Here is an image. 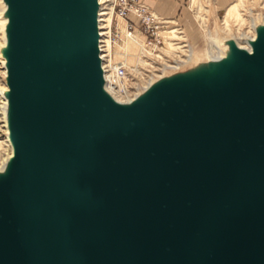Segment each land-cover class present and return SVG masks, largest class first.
I'll use <instances>...</instances> for the list:
<instances>
[{"label":"water","instance_id":"95a60500","mask_svg":"<svg viewBox=\"0 0 264 264\" xmlns=\"http://www.w3.org/2000/svg\"><path fill=\"white\" fill-rule=\"evenodd\" d=\"M0 264H264V30L118 104L97 0H7Z\"/></svg>","mask_w":264,"mask_h":264},{"label":"rangeland","instance_id":"374dc122","mask_svg":"<svg viewBox=\"0 0 264 264\" xmlns=\"http://www.w3.org/2000/svg\"><path fill=\"white\" fill-rule=\"evenodd\" d=\"M141 1L146 4L143 0ZM111 2V0L104 1L102 7H105L104 10L106 12L111 11L112 15L111 7L113 2ZM183 2L181 5L182 10H176L170 17L165 18L146 4L151 12L157 15L162 22L161 27L157 31L160 41L153 40L151 43L149 42L151 36H146L143 27L139 24L135 26L134 34L132 36L128 35L127 39L125 38L127 29L124 19L112 17L111 15L109 19L107 18L108 15L102 16V25H105L102 26V32L107 33L105 35L102 33L101 38L108 39L107 46L104 48L106 53L103 51L104 55L101 50L103 67L105 68V62L111 66L115 64L125 65L131 74L132 82L134 84L138 83L137 90L139 86H146L153 76L159 75L164 67L176 66V63L186 60L190 53L189 43L193 44L192 46L203 54L205 46L207 49L209 40L213 41L215 39L217 31L220 30L234 38H239L243 34L253 36V18L257 20L259 15L264 18V0H228L225 3L222 0H183ZM234 3H237L238 10H229ZM250 11L254 13L253 17L250 16L252 14ZM129 17L136 20L133 14H130ZM100 18L101 16L99 15ZM1 25L2 20H0V28ZM237 42L245 45L243 41ZM0 43H3L1 32ZM169 43L171 46H169ZM185 44L187 45V49L184 51L185 56L182 58L176 56L179 52H182ZM110 54L114 57L112 60H109L110 57L112 58ZM173 58L176 59L174 64L164 61L167 59L172 62ZM2 61L1 58L0 85H3L1 74L5 73L1 64ZM158 67H160L159 70L157 69ZM109 72L108 69L105 70V75L108 76ZM4 103L5 100L0 96V164L10 151V145L6 138L7 130L4 126Z\"/></svg>","mask_w":264,"mask_h":264},{"label":"bare ground","instance_id":"6f19581e","mask_svg":"<svg viewBox=\"0 0 264 264\" xmlns=\"http://www.w3.org/2000/svg\"><path fill=\"white\" fill-rule=\"evenodd\" d=\"M104 1H107V0H97L98 7H97V15H96V18H97L96 19V25H97V30H98L99 56L101 58V66L103 69V77H104V82L102 84V91L108 97H110L113 101H115L118 104H122V105L123 104L124 105L131 104L135 100L142 98L143 96H146L148 94V92L153 88V86L162 80L170 79V78L178 76V75H187V74L195 75V74H199L200 71H204V70H210V71L216 70L223 61H229V63L234 64L233 47L243 48V49H246L247 51L251 52L252 48H253L252 41L257 38L258 34L262 30H264V18L262 15H259L257 20H254V18H253V23H252V28H253V32H254L253 36L243 34L239 38H234L233 36L227 35V34H225L219 30V31H217L215 39L213 41L211 39L209 40L208 48L206 49V46H205V50H204L203 54H201L198 50H196L192 46L193 44L191 45V43H189L190 53L188 54L189 56H187L186 60L176 63L177 64L176 66L164 67L161 70L159 75L153 76L149 80V82L147 83L146 86H143V87L139 86L137 88V90H135L136 93L134 91L133 94L130 95V96H133L135 93V95L133 97H130V96L128 97V95L116 93V91H113L108 86L106 78L115 77V68H116L117 64L111 66L108 69L110 71L108 76L105 75V70H107V69L104 68L103 64H102L103 58L101 56V50H102V54H103L104 48H106L107 43H108L107 38H104V39L101 38L102 33L104 35L107 33V32H102V28H103L102 26H105V25H102V20H103L102 16L108 15L107 18L109 19L110 15H111V11L106 12L104 10L105 7H102V3ZM111 1L114 3V0H111ZM113 3H112L111 8H113ZM4 4L7 5V11H5L3 13V15H0V20H2L0 32H1L2 40H3V43H0V59L2 58V60H3L1 62V64H2L3 69L5 70V73L1 74V76L3 78V85H0V96L2 97V99L5 100V103L3 106V114H4V121H5L4 126L6 127V130H7L6 138H7L9 145H10V151L8 152V156L0 164V176L7 173L10 160L14 155V147H13V144L11 142L10 135H9L8 97L6 96L7 92L9 91L8 78H7V76H8V57H7V51L6 50L9 49L8 30L10 29V26H11L12 12H11V9L8 5L7 0H4ZM237 6H238L237 3H234L229 10L237 11L238 10ZM101 7H102V9H101ZM100 9H101V12H100ZM99 12H100V14H99ZM250 13H252V11H250ZM99 15L101 16L100 19H99ZM253 15H254V13L250 14V16H252V17H253ZM216 28H218V27H216ZM133 34H134L133 32L128 33V31L126 30L125 38L128 39V35L132 36ZM100 38H101V42H100ZM109 38H110V34H109ZM102 41H103V43H102ZM237 41H243V42H245V45H241ZM169 46H171L170 43H169ZM176 48H178V47H176ZM185 49H187L186 44H185L182 52H179L178 55H176V56H179L180 58L184 57L185 56V52H184ZM104 53H106V51H104ZM111 56H112V58L110 57L109 60H112L114 58L113 55H111ZM175 60L176 59L173 58L172 62L168 61L167 59H165L164 61L166 63H169V64H174ZM203 63H206V69H204V70H203L204 67L202 66ZM159 68L160 67H158L157 69L159 70Z\"/></svg>","mask_w":264,"mask_h":264},{"label":"built area","instance_id":"2783aa9c","mask_svg":"<svg viewBox=\"0 0 264 264\" xmlns=\"http://www.w3.org/2000/svg\"><path fill=\"white\" fill-rule=\"evenodd\" d=\"M130 14H133L136 20L129 17ZM114 16L125 20L128 33H132L135 26L139 24L143 27L146 36H151L150 43L153 40L160 41L157 31L161 27L162 22L141 0H114L112 17ZM105 64L106 69L111 67L109 63L105 62ZM130 75L125 65L118 64L115 68V77L106 78L108 86L116 93L130 96L138 85V83L134 84L132 82Z\"/></svg>","mask_w":264,"mask_h":264},{"label":"crops","instance_id":"0c3cea01","mask_svg":"<svg viewBox=\"0 0 264 264\" xmlns=\"http://www.w3.org/2000/svg\"><path fill=\"white\" fill-rule=\"evenodd\" d=\"M163 18L170 17L176 10H182L183 0H143ZM223 3L228 0H222ZM181 6V8H180ZM112 16V15H111Z\"/></svg>","mask_w":264,"mask_h":264},{"label":"clouds","instance_id":"9594fccd","mask_svg":"<svg viewBox=\"0 0 264 264\" xmlns=\"http://www.w3.org/2000/svg\"><path fill=\"white\" fill-rule=\"evenodd\" d=\"M7 11V5L4 4V0H0V15Z\"/></svg>","mask_w":264,"mask_h":264}]
</instances>
